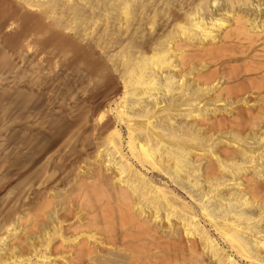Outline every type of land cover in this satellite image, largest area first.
I'll list each match as a JSON object with an SVG mask.
<instances>
[{"label": "bare ground", "instance_id": "bare-ground-1", "mask_svg": "<svg viewBox=\"0 0 264 264\" xmlns=\"http://www.w3.org/2000/svg\"><path fill=\"white\" fill-rule=\"evenodd\" d=\"M219 1L0 0V264H201L206 254L214 264H238L232 254L264 264V235L250 217L251 207L264 203L259 188L250 200L235 192L226 198L218 194L229 184L224 174L205 161L201 179L222 178L203 179L218 193L191 183L202 199L251 208L234 216L222 211L216 221L210 201L206 207L199 200V212L184 200L177 205L180 197L144 174L196 178L195 164L188 165L199 155L191 148L199 135L176 144L187 136L171 129L178 111L221 100V93L252 95L264 84V12H257L264 0ZM159 91L173 94L167 104ZM190 110L183 116L195 121ZM162 123L172 126L168 133ZM196 126L182 128L193 135ZM232 170L234 181L241 172Z\"/></svg>", "mask_w": 264, "mask_h": 264}, {"label": "rangeland", "instance_id": "rangeland-1", "mask_svg": "<svg viewBox=\"0 0 264 264\" xmlns=\"http://www.w3.org/2000/svg\"><path fill=\"white\" fill-rule=\"evenodd\" d=\"M219 2H221V0L219 1ZM254 5H255V2L253 3V7H254ZM250 7H252L251 5H250ZM262 8V7H261ZM258 9V8H257ZM259 14H261L262 12H264V10L262 11V10H258L257 11ZM262 17V18H261ZM261 17H260V20L262 21V19L264 20V14L262 13L261 14ZM263 22V21H262ZM264 23V22H263ZM237 65H239V64H237ZM241 68L243 67L242 65L240 66ZM240 68V69H241ZM239 69V67H238V69L237 70H240ZM169 73H173V71L171 72H169ZM167 73L166 72H164V73H162V75L160 76L161 77V79L162 80H160V82H164L163 80H164V76L166 75ZM170 75H172V74H170ZM172 77H175L174 78V81L176 80V79H178V81L181 83V79L182 78H179V76H177V74L175 73V74H173V76ZM217 77V82H216V80L215 81H213V83H211V85L210 84H207V85H204V86H206V87H211L212 86V84H215L214 82H216L218 85H220V84H222V83H220L221 81H222V79H220L219 78V76H216ZM216 79V78H215ZM192 79H189V81H188V79H187V83L189 82V84H190V82H191V86H189V87H191L192 89H195V87H198L199 86V83H197V82H193V81H191ZM221 80V81H220ZM176 82V81H175ZM223 82V81H222ZM192 84H194L193 86H192ZM216 84V85H217ZM225 84V83H224ZM197 85V86H196ZM201 85V84H200ZM223 85V84H222ZM214 86V85H213ZM213 86H212V88H213ZM224 86V85H223ZM256 86H258V85H256ZM259 86H262V88H260V89H258L259 91H257L258 92V94L259 93H261V94H263L264 95V84L262 83V84H260ZM200 87H202V86H200ZM177 91V90H176ZM176 91L174 92V95L176 94V96H178L177 94L178 93H176ZM213 91V90H212ZM211 91V92H212ZM162 92H164V91H159V93H158V96H159V98H160V96H161V102H162V100H164L162 103L164 104V103H166L167 101H168V99L169 98H171L172 97V95L173 94H171V95H167V93L166 94H163ZM257 92L255 93V94H257ZM209 94H211V93H209ZM216 94V93H215ZM222 95L221 96H223V97H221L220 99L221 100H218V101H216V99H213V97H212V101L210 100H207V99H204V101L206 102H200L199 104H197V102H195L196 104L194 105V107H192L191 108V110L190 109H188V110H184L185 109V105H183V106H181L180 105V107H179V105H177L178 103L177 102H175V107L176 108H180V109H178V110H184V113H182L183 111H178V113H177V111L175 112V113H177V115L175 116V118L173 119V121L175 122L174 124H175V126L176 127H169L170 125H168L167 126V124L165 123V124H163L164 125V129L163 130H167V129H169L170 130V128L172 129V130H174L175 128H176V130L175 131H177V133H180V134H176L177 136H180V135H184V133H185V135H187L188 133V135H189V137H190V134H191V137L192 136H195L194 134H196L197 132V134L199 135L197 138L196 137H194V138H196V140H194L193 142H195V143H193L192 141H188L189 140V137H188V135L187 136H180V137H177L175 140H177V139H181V138H183L184 139V137H188V138H185L184 139V142H186V143H191L192 142V144H195L194 145V147L196 148V150H194V147L192 146L191 148L193 149L192 151H195V153H197V154H199L197 157H189V158H191V161L189 160V162H191L188 166H189V169L190 168H192V166H193V170H194V173L193 172H191L192 171V169L190 170V172L191 173H193V175L196 177V178H193V176L191 175V177L189 178V176L188 177H184V176H182V177H180V178H182V179H177V178H174V176H172L173 177V180L174 181H172L171 179H169V177H167V176H165L164 175V173L162 174L161 172H159L158 170H148V171H144V174H145V176L146 177H148V178H150L151 180H153V183H157L159 186H163L164 187V189L166 190V189H168L167 191H170L173 195H174V197H180V199L181 200H178V198H177V200H178V204L177 203H175V204H177V205H180V202L182 201V200H184L185 202L184 203H186V201H187V205H189V206H192L193 208H194V210H196L197 212H199V203H201L199 200H201L203 203L204 202H211V203H213V204H209V203H206V205L209 207V208H207L208 210H210L209 212L210 213H212V215H213V212L216 214H214L213 216H216V218L214 217V219L216 220L217 218H220L221 216L220 215H223V214H225V212H227V214H226V216L229 214L228 212H230V216L231 215H233L234 216V211H235V213H236V215H237V213L241 210V208H242V210H244L245 209V212L246 211H248V212H250V209L251 210H253L252 211V213H253V215L252 214H250V217L251 218H253V219H251L252 221V223H254L253 224V226L256 228V230L258 229H260V230H262V232L260 233L261 235H264V222L262 221V220H264V212L262 211V212H260L261 211V209H259L260 207H261V205H264V194L262 193V191L264 192V114H263V112H264V98H262V100L260 99L262 96H260V94H259V96H257V95H255V94H252V95H250V94H247V96H246V94H244V96L245 97H243V96H239V97H237L236 98V96H234V95H232V94H230V96H224V94L223 93H221ZM162 95H164V96H162ZM249 95V96H248ZM170 96V97H169ZM176 96H173V97H176ZM212 96H215L214 94L212 95ZM169 97V98H168ZM208 97H209V99L211 98V96L210 95H208ZM264 97V96H263ZM225 98V99H224ZM240 98V99H239ZM215 101V102H214ZM223 101V102H222ZM229 101V102H228ZM260 101V102H259ZM169 102V101H168ZM248 102V103H247ZM162 103H161V105H162ZM218 103V104H217ZM227 103V104H226ZM235 103V104H234ZM242 103V104H241ZM251 103V104H250ZM167 104V103H166ZM180 104V103H179ZM204 104H206V105H204ZM203 105V106H202ZM199 106V107H198ZM205 106H206V111L204 110V108H205ZM198 107V108H197ZM202 107H204V108H202ZM260 107L261 108H263L262 110H260ZM195 108V109H194ZM197 108V109H196ZM199 108H200V110H199ZM207 108H208V111H207ZM194 109V110H193ZM249 111H248V110ZM253 110V114L254 115H252V110ZM189 110H190V113L191 114H193V115H198V117L196 116V117H193L194 118V120L195 121H193V119H191L190 117H184L185 116V111L186 112H189ZM248 112H247V111ZM171 111H173V110H171ZM170 111V112H171ZM199 111V112H198ZM173 112V113H174ZM201 112V113H200ZM204 112V113H203ZM213 112V113H212ZM246 112H247V114H246ZM174 113V114H175ZM228 113V114H227ZM214 114V115H213ZM251 114V115H250ZM184 115V116H183ZM200 115V116H199ZM201 115H202V117H203V119L205 120L204 121V124H199L198 123V121H199V119H195V118H201ZM204 115V116H203ZM252 116H254V117H252ZM224 119V122H223V119ZM239 118V119H238ZM253 118V119H252ZM208 119V120H207ZM219 119H221V120H219ZM226 119V120H225ZM191 120V121H190ZM213 120V121H212ZM217 120V121H216ZM210 121H212V122H210ZM214 121H215V123H214ZM219 121V122H218ZM225 124H223L222 122ZM158 122V121H157ZM194 122H196L195 124H194ZM205 122H207V126H206V124H205ZM249 122V123H248ZM214 124V125H211V124ZM216 123H218V125L216 124ZM220 123V124H219ZM192 124V128H194V130H195V126L196 125H199V126H196V129L197 128H199L200 127V130L202 129V127H204V129H202V130H204L205 131V133L202 131V133H201V131L200 130H198V131H194L193 132V135H192V133H190V131H188V132H186L187 130H185V131H183L184 129L182 128L183 126H185L184 128H186V127H190V125ZM231 124V125H230ZM180 125V126H179ZM193 125H194V127H193ZM216 125V126H215ZM220 125H222V126H220ZM224 125V126H223ZM166 126V127H165ZM218 126V127H217ZM239 126V127H238ZM249 126V127H248ZM206 127V128H205ZM209 127L211 128V129H209ZM215 127V128H214ZM118 128L121 130V132L122 133H124V135L126 134L125 132V127H123V126H121V125H119L118 126ZM179 128V129H178ZM181 128V129H180ZM209 130H208V129ZM242 128V129H241ZM240 129V130H239ZM165 130V132L164 133H166L167 131ZM168 130V131H169ZM171 130V131H172ZM179 130V131H178ZM193 131V130H192ZM191 131V132H192ZM227 131V132H226ZM181 132H182V134H181ZM226 132V133H225ZM168 133V132H167ZM222 133V134H221ZM201 134V135H200ZM207 135H210V136H208L207 137ZM197 136V135H196ZM201 136V137H200ZM205 138H204V137ZM234 136H236L235 138H234ZM262 136V137H261ZM204 139H203V138ZM206 137H207V139H206ZM211 138V139H210ZM188 139V140H187ZM192 139V138H191ZM201 139V140H200ZM206 139V140H205ZM175 140H173V142L175 141ZM193 140V139H192ZM203 140H205L204 142H203ZM210 140V141H209ZM214 140V141H213ZM242 140V141H241ZM258 140V141H257ZM178 141V140H177ZM177 141H175V143L177 142ZM179 141H183V140H179ZM177 142L176 144L177 145H182V142ZM207 141V142H206ZM218 141V142H217ZM198 142H200V145H198L199 143ZM201 142H203V143H201ZM206 142V143H205ZM220 142V143H219ZM209 143V144H208ZM184 144V143H183ZM206 144V145H205ZM228 144V145H227ZM196 145H197V147H196ZM220 146V147H219ZM221 146H223L222 147V149L223 148H227V150L229 151V155H227V153H228V151L226 152L225 151V149H224V151H221V150H219V149H221ZM225 146V147H224ZM234 146V147H233ZM218 147H219V149H218ZM257 148H259V149H257ZM206 150V151H205ZM197 151V152H196ZM202 151V152H201ZM236 151H237V155H236ZM242 151V152H241ZM224 152V153H226V154H222V153ZM234 154H233V153ZM242 153H243V155H242ZM244 153L246 154V155H244ZM239 154V155H238ZM261 154V156H259ZM248 155V156H247ZM253 157V156H256V157H251V156ZM200 156V157H199ZM232 157H233V159H232ZM258 157V158H257ZM260 157V158H259ZM196 158V159H195ZM194 159H195V162H193L194 161ZM198 159H199V161H198ZM201 159V160H200ZM219 159V160H218ZM252 159V160H251ZM198 162H197V161ZM207 160H208V162L211 164V162H212V164L213 165H211V166H214L213 167V170H214V168H215V170H216V168H218V166H219V169H217V170H219L218 172L221 174V176H222V174H224L223 175V178L220 176V175H218V174H216L217 172H214V174H216V175H214V177L213 176H207L206 177V175H204L202 178L204 179V178H208V180H209V183L211 184V179H212V181L214 180V178H215V180H216V182L218 181V179L220 178H222V180H226L227 182V186H229V187H227L226 186V188L225 187H223L224 189H226V190H223V193H218L217 192V190H215L214 188H212L213 186L212 185H210V184H208L207 182H203V179H201V176H202V174L204 173V165H205V163H206V165H207ZM226 160V161H225ZM257 162H256V161ZM206 161V162H205ZM219 161V162H218ZM250 161V162H249ZM253 161V162H252ZM201 162V163H200ZM205 162V163H204ZM226 162L228 163V164H226ZM229 162H230V164H229ZM245 162V163H244ZM256 162V163H255ZM198 163L199 164H201L200 166H199V168H198ZM202 163H203V165H202ZM209 163H208V165H209ZM220 163V164H219ZM249 165H248V164ZM251 163V164H250ZM253 163H255V164H253ZM219 164V165H218ZM222 164V165H221ZM223 164H225L224 166H223ZM232 164H234V165H232ZM243 164V165H242ZM197 165V167H195ZM205 165V166H206ZM228 165H229V167H228ZM231 165V166H230ZM238 165V166H237ZM253 165H254V167H253ZM256 165V166H255ZM216 166V167H215ZM228 167L227 168V172H226V169L225 170H223L221 167ZM242 168L241 169V171H240V167ZM248 166V167H247ZM231 167V168H230ZM235 167V168H234ZM250 167H252V168H250ZM198 170H197V169ZM200 168H201V170H200ZM236 168H237V170H238V173L239 172H241L240 174H238L237 173V171H236ZM257 168V169H256ZM196 169V170H195ZM222 169V170H221ZM231 169H233L232 170V173L233 172H236L235 174H238L237 175V178H236V175H234L235 176V180L233 181V176H232V174H231ZM256 169V170H255ZM200 170V171H199ZM214 170V171H215ZM223 172V171H225L224 173H222L221 171ZM256 172H255V171ZM229 171V172H228ZM203 172V173H202ZM197 173H199L198 175H197ZM230 173V174H229ZM257 173V174H256ZM200 175V176H199ZM249 175V176H248ZM241 176V177H240ZM244 176V177H243ZM210 177H212V178H210ZM242 177H243V179H242ZM248 177H252L251 179L250 178H248ZM171 178V177H170ZM187 178V179H186ZM190 179V181H189V179ZM217 178V179H216ZM233 178V179H232ZM240 178V179H239ZM248 178V179H247ZM196 179H198V181L196 180ZM241 179H242V181H241ZM244 179H247V180H244ZM251 181H250V180ZM207 180V181H208ZM215 180L213 181V182H215ZM221 180V181H222ZM248 180H249V182H248ZM260 180H262V181H260ZM196 181L198 182V183H196ZM220 181V180H219ZM230 181V182H229ZM235 182V184H237V186H235V184H233L232 182ZM240 184H238L237 182ZM240 181V182H239ZM253 181V182H252ZM180 184V186H179V184ZM190 182V183H189ZM193 182V183H192ZM215 182V183H216ZM258 182H260V183H258ZM177 183V184H176ZM186 183V184H185ZM191 183L192 184H194V183H196L197 185H202V190H203V188H205V190H206V188H212V189H210L211 191H214V192H217L218 194H223V196L224 197H226V198H229L231 195L230 194H233L234 195V192H235V197L236 196H238V194L239 195H241L242 193H246L245 194V197H247V198H249V200L251 199V197H253V196H255V194H253L252 193V195H251V192H253V191H256V188H257V190H258V188H259V190L258 191H260L261 193H259V194H257V191L255 192L259 197L261 196V195H263L262 197H260L259 198V200L256 198V200L257 201H259V202H262L263 204H261V203H259V204H261L260 206H258V205H256L257 206V208H256V206L255 205H253L251 208L249 207V209L248 208H244V206H241L240 204L238 205L237 203V201L238 200H236V202H234L235 201V199H237V197L233 200V199H231V201H232V205H231V201H229V203H230V205H229V203L227 202V201H225V203L226 204H224V202H223V204H220V203H218V201L217 202H215L212 198H210V199H206L205 200V197L206 196H204V199H202L203 197H201L202 196V194L201 195H199L198 193H199V189H197V191L195 190V189H193L194 187L191 185ZM202 183V184H201ZM233 184L234 185V187H231L232 185H230V184ZM251 183H253V185H255V188L253 187V185H251ZM256 183L258 184V187H257V185H256ZM262 183V184H261ZM208 184V185H207ZM247 184H248V186H247ZM259 185H260V187H259ZM262 185H263V188H262ZM204 186V187H203ZM211 186V187H210ZM250 186L252 187V189H249L250 188ZM181 187H182V189H181ZM183 187H184V189H183ZM199 187V186H198ZM201 187V186H200ZM246 187L249 189V192H246L247 190H246ZM190 188V189H189ZM196 188V187H195ZM221 188V187H220ZM222 188V189H223ZM229 188V189H228ZM189 189V190H188ZM222 189H220V191H222ZM231 189V190H230ZM241 189V190H240ZM245 189V190H244ZM254 189V190H253ZM205 190H203V192L205 191ZM251 190H253V191H251ZM224 191H225V193H224ZM239 191H241V192H239ZM244 191V192H243ZM176 193V195L174 194V193ZM191 192V193H190ZM207 192V191H206ZM213 192V193H214ZM228 192V193H227ZM233 192V193H232ZM236 192H237V195H236ZM239 192V193H238ZM212 192H210V194H211ZM212 193V194H213ZM230 193V194H229ZM188 194V195H187ZM210 194H209V196H210ZM198 195V196H197ZM247 195V196H246ZM250 195V196H249ZM194 198H193V197ZM222 196V195H221ZM258 196H256V197H258ZM211 197H212V195H211ZM200 198V199H199ZM207 198V197H206ZM231 198V197H230ZM193 199V200H192ZM198 199V200H197ZM215 199V198H214ZM262 199V200H261ZM205 200V201H204ZM198 201H199V203H198ZM183 202V201H182ZM215 202V203H214ZM221 202V203H222ZM192 203H193V205H192ZM198 203V204H197ZM202 203V204H203ZM236 203V204H235ZM214 204H216V205H214ZM204 205H205V203H204ZM205 205V206H206ZM218 205H220V207L218 206ZM223 205V207H221ZM235 205V206H234ZM206 206V207H207ZM220 208V209H218V207ZM230 206V207H229ZM241 206V207H240ZM181 207V206H180ZM197 207V208H196ZM216 208V209H215ZM263 208V207H262ZM214 209V210H213ZM229 209V210H228ZM254 209H255V211H254ZM259 209V210H258ZM213 210V211H212ZM212 211V212H211ZM222 211H224V213L222 212ZM223 213V214H221V213ZM241 212H244V211H241ZM246 213V214H249V213ZM240 213V212H239ZM238 213V214H239ZM219 214V215H218ZM217 215H218V217H217ZM257 215H259V216H257ZM200 217H198L199 218V221H201V223H200V225L202 224L208 231H209V234H211V236H212V238H214V239H216V241H217V243L225 250V251H228L227 253L229 254V253H231V252H229V250H228V248L226 247V245L224 244V243H221L222 241L220 240V238L218 237V236H216V234L214 233V231H213V229L212 228H210V226H211V224L209 223L208 224V220L206 219V217H203V215H199ZM220 216V217H219ZM232 216V217H233ZM261 216H263V217H261ZM255 217V218H254ZM160 218V217H159ZM259 219V220H256V219ZM203 219H205V220H203ZM262 219V220H261ZM219 220L220 219H218V222H219ZM160 221L162 222L163 220H159V223H158V225L160 226V227H162V229H164L163 227H165L167 224H168V222H167V224H165V222L163 221V224L162 225H160ZM217 221V220H216ZM170 222H171V227H172V225H173V223H174V221L173 220H170ZM169 222V223H170ZM206 222V223H205ZM250 222V221H249ZM256 222V223H255ZM258 222V223H257ZM263 222V223H262ZM258 224H260V226L262 227H260V226H257ZM169 225V224H168ZM210 225V226H209ZM263 225V226H262ZM170 226H169V228H170ZM165 229H166V227H165ZM255 230V229H254ZM257 230V231H258ZM178 236H180V235H178ZM178 236H177V238H178ZM183 238V237H182ZM261 238H264L263 236L261 237ZM178 239H181V236H180V238H178ZM261 254V255H264V250H260L259 249V251H258V254ZM263 253V254H262ZM207 255L208 254H206L205 255V257H204V255H203V258H202V261H203V263L204 262H206L205 264H214V259L213 258H211V257H209V255H208V257L210 258H207ZM232 257L235 259V261L237 260V263L238 264H249V263H246L245 261H243V260H241V259H238L237 257H235L233 254H232ZM208 259V260H207ZM205 260V261H204ZM201 262V261H200ZM202 262H201V264H203ZM200 264V263H199Z\"/></svg>", "mask_w": 264, "mask_h": 264}]
</instances>
